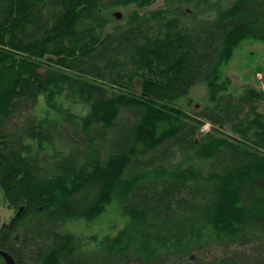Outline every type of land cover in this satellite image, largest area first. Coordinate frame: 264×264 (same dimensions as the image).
<instances>
[{
  "label": "trees",
  "instance_id": "16d2710c",
  "mask_svg": "<svg viewBox=\"0 0 264 264\" xmlns=\"http://www.w3.org/2000/svg\"><path fill=\"white\" fill-rule=\"evenodd\" d=\"M229 1L0 0L15 264H264V84L235 95L224 72L264 40V0ZM112 204L126 224L97 247L63 229Z\"/></svg>",
  "mask_w": 264,
  "mask_h": 264
},
{
  "label": "rangeland",
  "instance_id": "374dc122",
  "mask_svg": "<svg viewBox=\"0 0 264 264\" xmlns=\"http://www.w3.org/2000/svg\"><path fill=\"white\" fill-rule=\"evenodd\" d=\"M224 72L232 79L229 91L235 95L240 96L247 87H260L264 84V40H245L236 49L230 63L224 67ZM190 96L192 98L190 104L186 101L180 102V104L191 113L198 112L209 103L208 89L204 83L196 84L191 89ZM261 107L264 109V104ZM204 128H211V123L207 122ZM21 210L22 208L7 207L0 190V226ZM125 224L126 219L121 217L117 207L112 204L97 220L93 222L73 221L64 225L63 229L70 230L84 240L90 241L88 249L98 246L96 241L91 240L93 236H96L99 241L104 236L116 234Z\"/></svg>",
  "mask_w": 264,
  "mask_h": 264
},
{
  "label": "water",
  "instance_id": "95a60500",
  "mask_svg": "<svg viewBox=\"0 0 264 264\" xmlns=\"http://www.w3.org/2000/svg\"><path fill=\"white\" fill-rule=\"evenodd\" d=\"M0 255H2L7 264H15L14 258L5 250L0 249Z\"/></svg>",
  "mask_w": 264,
  "mask_h": 264
}]
</instances>
